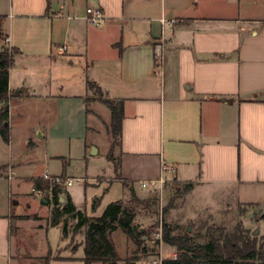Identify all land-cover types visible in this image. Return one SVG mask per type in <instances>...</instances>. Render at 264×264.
I'll return each mask as SVG.
<instances>
[{"label": "crops", "instance_id": "1", "mask_svg": "<svg viewBox=\"0 0 264 264\" xmlns=\"http://www.w3.org/2000/svg\"><path fill=\"white\" fill-rule=\"evenodd\" d=\"M88 5L102 8L106 17L100 25L51 15H80ZM161 17L176 22L161 24ZM3 41L13 57L8 139L0 134L8 160L0 165V178L14 190L0 207V264H85L84 237L69 239L75 219L66 214L61 219L68 217V235L55 251L42 249L48 252L47 261L42 262L45 254L31 248L24 237V222L44 230L40 217L47 216L49 206L54 208L53 198L33 194L36 179L46 183L44 172L79 178L75 181L90 179L68 174L69 161L60 160V155L44 152L43 171L30 174V161L12 157L14 119L30 104L57 105L69 99L86 108L105 131L111 113L101 99L122 100L120 173L94 195L92 210L99 213L90 216H99L114 200L105 197L115 185H120L122 198L117 200L124 206H129L130 191L140 201L147 198L150 190L137 193L133 178L125 173V160L131 158L145 172L141 179L158 177L163 161L175 167L177 181L231 191L237 204L260 211L247 226L252 230L264 218V0H0V46ZM87 82L100 89L101 98ZM35 128L42 137L41 123ZM34 144L29 138L27 146ZM26 185L29 189L23 191ZM59 189L65 201L70 199L81 210L68 190ZM65 201L57 206L62 208ZM143 239L140 248L148 245L149 238ZM130 241L134 248L127 256L137 249ZM159 244L157 259L147 250L141 262L161 264L176 257V252L166 256L164 243Z\"/></svg>", "mask_w": 264, "mask_h": 264}, {"label": "rangeland", "instance_id": "2", "mask_svg": "<svg viewBox=\"0 0 264 264\" xmlns=\"http://www.w3.org/2000/svg\"><path fill=\"white\" fill-rule=\"evenodd\" d=\"M1 48H7L11 53V48L4 41L1 43ZM69 91L71 90L69 89ZM95 93L98 98H101L99 92L95 90ZM38 122L42 125V137L35 132ZM108 126L105 131L99 129L98 120L89 115L86 112V108H78V104L69 99H64L57 105L42 104L38 106L37 104H30L16 120L14 119L12 157L17 160L27 159L30 161L29 167L26 169L28 174L41 173L43 171L45 164L44 152L60 155V160H62V157L67 159L69 161L66 168L68 174L80 177L87 176L90 179L75 181L71 186H64L63 189L69 191L78 208L86 211L88 216L98 215L99 212L92 210V198L97 193H100L103 186L107 183V179H112L120 173L121 162L117 152L119 143L116 138L111 137ZM88 127L96 128L98 131H93L88 129ZM27 135L28 137H26ZM29 138L35 142L31 148L27 146ZM89 143L95 144L97 148L95 154H90L91 146H88ZM111 145L113 146V159L108 158V151ZM7 160L8 152L5 146L0 143V165ZM135 164V160L126 159L125 173L133 178L131 184L136 192L145 194L148 189L139 185V179L144 176L145 172L144 170H139ZM86 182L93 185L85 188L84 184ZM28 186L26 185L22 190H28ZM11 190H14L13 186L12 189H8L7 182L0 178V207L8 193H11ZM98 197V200H101L99 195ZM105 198L114 199L111 201L122 198L120 185L112 187ZM128 204L136 210L134 226L137 229L143 227L147 232L149 241L146 249L153 259H157L156 256L159 254V240L164 243L163 252L166 256H171L173 252H176V255L178 253L175 246L161 239L163 222H166L171 228L172 235L184 236V233L188 232V237L192 242L203 244L208 240L223 242L231 233L235 232L237 227L248 230L250 235H253L252 227L248 228L247 226H252L251 219L260 215V211H255L256 209L252 206L237 204L231 191L213 186L198 187L194 186L193 183L180 182L175 179L168 181L163 186L161 193L150 190L144 201L134 202L130 200ZM52 209L53 206H49L46 211L47 216L42 214V217H40L42 223L45 221L44 230L34 229L33 222L26 221L23 223L24 237H27V240L30 241L31 248L42 254L44 253L42 249L48 250L52 248V251H55L57 245L61 243L64 237L62 226L59 224L51 225L49 221ZM18 210L19 206H15V211L17 212ZM64 220H68V217L61 219V221ZM12 225L13 229H15V222ZM188 225L191 226L190 231L187 230ZM255 228L260 229V234L258 232L256 235L260 241L261 237H264V218L256 224ZM79 229L76 232L72 231L69 234V239L71 237L75 241L82 239L85 236V231L82 228ZM111 239L119 257L117 263L124 264L125 259L128 257L127 254L134 248L133 242L120 228L112 232ZM44 254L45 256L40 258L42 262L45 257L49 256L48 252ZM138 255H140L139 257L145 256L140 252ZM239 262L240 264H260V261L254 258L239 260ZM136 263L149 264L146 261L141 262L140 258L134 264Z\"/></svg>", "mask_w": 264, "mask_h": 264}, {"label": "trees", "instance_id": "3", "mask_svg": "<svg viewBox=\"0 0 264 264\" xmlns=\"http://www.w3.org/2000/svg\"><path fill=\"white\" fill-rule=\"evenodd\" d=\"M13 50L11 53L7 48L0 49V102L6 100L8 96V73L12 63ZM89 87H96L87 82ZM102 102L110 109V123L108 131L112 138H116L120 144L121 121L123 118L122 100H112L109 98L101 99ZM229 100V99H226ZM8 119V106L2 105L0 108V134L4 140L8 139V128L4 126V121ZM113 146L108 151V158L113 159ZM62 160L64 158L62 157ZM1 169V168H0ZM35 186H46L47 183H41L36 179ZM58 187L53 188L54 208L51 212V225L59 224L63 215H68L76 219L72 226V231L76 232L80 227L86 226L84 236V258L85 264L101 262V264H117L119 257L111 239V233L117 228L122 229L126 235L134 241L137 249L125 259L124 264H134L139 259L138 253H146L145 246L141 247L144 241L143 237L148 238L145 229H137L133 225L135 209L131 206H124L120 200L111 201L104 207L99 216H87L81 210L75 208L70 199L67 198L62 208L57 205L59 202ZM131 200L140 202V200L131 191ZM163 231L161 239L168 244L174 245L178 253L175 258L162 259L161 264H240L239 260L258 259L260 264H264V237L258 240L256 235H250L248 230L237 227L235 232L223 242L208 240L203 244H196L188 237V232L184 236L172 235L171 228L166 222L162 223ZM68 233L66 220L62 223V234ZM158 242V240H156ZM48 256L44 258L47 261Z\"/></svg>", "mask_w": 264, "mask_h": 264}, {"label": "built area", "instance_id": "4", "mask_svg": "<svg viewBox=\"0 0 264 264\" xmlns=\"http://www.w3.org/2000/svg\"><path fill=\"white\" fill-rule=\"evenodd\" d=\"M53 17H66L67 19L71 18H81L85 20L88 24L97 26L100 25L105 20V14L100 6L88 5L85 7L84 12L80 15H68L63 14L61 11H55L51 14ZM161 24H173L176 22V19L171 18H160ZM5 41H8V37L5 38ZM63 50V46L59 47V51ZM161 64V56L158 50L156 54V65L159 67ZM2 105H9V95L6 100L0 102ZM13 175L12 169L8 168V178H11ZM41 178L46 181L47 185L45 187H35L33 194L36 197H46L53 198V188L64 187L71 185L75 180L79 178H73L64 174H52L50 172H44L41 175ZM175 179V167L171 164H166L163 161H160L159 166V175L156 178H148L139 180V185L142 188L148 190L159 191L161 193L163 186L170 180Z\"/></svg>", "mask_w": 264, "mask_h": 264}, {"label": "water", "instance_id": "5", "mask_svg": "<svg viewBox=\"0 0 264 264\" xmlns=\"http://www.w3.org/2000/svg\"><path fill=\"white\" fill-rule=\"evenodd\" d=\"M7 121H4V126L7 125ZM97 152V148L95 146H91V150H90V154H95ZM59 202H64L65 201V196L63 194H59ZM263 217H264V212L261 214ZM187 230L190 231L191 230V226H187ZM259 232L258 228H255L252 230V234L253 235H257ZM22 264H37L36 262L34 261H30V260H25V261H22Z\"/></svg>", "mask_w": 264, "mask_h": 264}]
</instances>
